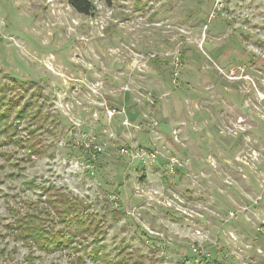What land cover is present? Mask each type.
Listing matches in <instances>:
<instances>
[{
	"label": "rangeland",
	"instance_id": "obj_1",
	"mask_svg": "<svg viewBox=\"0 0 264 264\" xmlns=\"http://www.w3.org/2000/svg\"><path fill=\"white\" fill-rule=\"evenodd\" d=\"M165 2L93 0L84 17L0 0V85L24 83L29 116L48 114L38 133L52 129L31 161L0 135V264H112L7 228L45 219L53 191L108 211L98 244L113 264H264V0ZM118 98L132 121L107 110Z\"/></svg>",
	"mask_w": 264,
	"mask_h": 264
},
{
	"label": "trees",
	"instance_id": "obj_2",
	"mask_svg": "<svg viewBox=\"0 0 264 264\" xmlns=\"http://www.w3.org/2000/svg\"><path fill=\"white\" fill-rule=\"evenodd\" d=\"M65 1L67 5L79 15L91 17L95 14L96 8L93 0ZM101 1H105L108 6L110 5V0ZM165 5H167L169 9L173 8V0H167ZM208 15L209 14L204 16L206 17ZM18 83L25 85L22 82ZM23 85L20 86V88H17L18 90L16 96L13 94L14 89H16L15 86L11 85L7 88L6 85H0V135L5 134L4 143H6L7 139L11 141V143L13 142L18 145L23 151H26L27 157H29L30 160L31 157L35 155L38 156L42 153V133L46 132L52 136V129L47 127L42 132L38 133V131L42 129V125L38 122L46 120L48 118V114L42 115V109L37 107L35 108L36 112L29 116L28 113L32 110V104L31 101L25 102L26 90ZM122 102L123 100L118 98L113 104L119 107L110 104V108L107 110L111 113H120L121 111H123V113H129L131 108H127L126 111L120 109L121 105H123ZM21 104L22 107L20 108ZM129 115L130 120L132 121L134 114L129 113ZM27 119L36 123L37 126L35 125L34 128H31V130L24 137H17L15 132L18 124L23 123L24 120ZM51 123L58 126V120H54ZM87 158L90 162L94 161L90 158V156ZM142 179H144L143 176L141 180ZM53 189V186H50L47 187L44 192L48 190L51 193V190ZM56 193L58 192L53 191L52 194L48 196L47 200L40 202V204H43L44 206L41 209L38 207V210L44 211L40 213L46 215L45 219L41 218L39 223L36 224L32 223L29 218L36 217L39 219L40 216H34L33 214L29 215L28 212L23 216L16 214L14 215V229L10 226L11 224L7 225V228L16 231L21 239H25L26 241L31 240L33 244L43 253L65 251L68 255L74 254L77 257V260L80 261L79 263H82L84 258L78 254L82 251L84 254L90 255L89 258L91 259L101 260L105 263L113 264L108 255L101 253L104 247L103 244H98L101 238L100 236L105 233L102 228L103 217L108 211H103L101 215H98L91 209L92 206H90L89 203L85 201L83 202V200L80 199L75 200L69 198L68 196L58 195ZM114 211L115 210H112L109 213L113 214ZM117 213H119V210H117L116 215ZM89 238L92 240L87 242ZM89 245H91L92 248L89 252H86ZM198 256L199 258L204 257L200 251H198ZM138 257L135 259H138ZM134 261L129 259H116L114 264H134Z\"/></svg>",
	"mask_w": 264,
	"mask_h": 264
},
{
	"label": "built area",
	"instance_id": "obj_3",
	"mask_svg": "<svg viewBox=\"0 0 264 264\" xmlns=\"http://www.w3.org/2000/svg\"><path fill=\"white\" fill-rule=\"evenodd\" d=\"M101 148H102V146H100V145H95V146L92 147V151H91L92 152V154H91V159L92 160L95 157V154L101 151ZM121 152L123 154H127L126 150H124V149H121ZM147 157L151 161H154L156 159V157H157V151L154 150V151L149 152V154H147Z\"/></svg>",
	"mask_w": 264,
	"mask_h": 264
}]
</instances>
